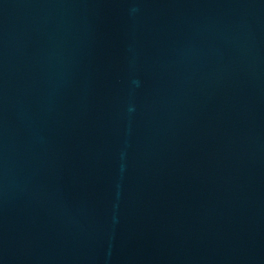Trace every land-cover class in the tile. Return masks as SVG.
Segmentation results:
<instances>
[{"label":"water","instance_id":"obj_1","mask_svg":"<svg viewBox=\"0 0 264 264\" xmlns=\"http://www.w3.org/2000/svg\"><path fill=\"white\" fill-rule=\"evenodd\" d=\"M0 264H264V0H0Z\"/></svg>","mask_w":264,"mask_h":264}]
</instances>
